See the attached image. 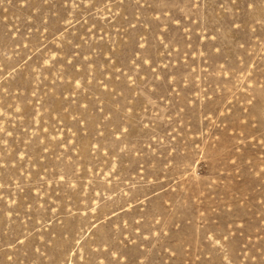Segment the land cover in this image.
Wrapping results in <instances>:
<instances>
[{"label": "rangeland", "instance_id": "obj_1", "mask_svg": "<svg viewBox=\"0 0 264 264\" xmlns=\"http://www.w3.org/2000/svg\"><path fill=\"white\" fill-rule=\"evenodd\" d=\"M133 261L264 264V0H0V264Z\"/></svg>", "mask_w": 264, "mask_h": 264}, {"label": "snow or ice", "instance_id": "obj_2", "mask_svg": "<svg viewBox=\"0 0 264 264\" xmlns=\"http://www.w3.org/2000/svg\"><path fill=\"white\" fill-rule=\"evenodd\" d=\"M251 6V5H250ZM140 48H142L144 50V58L140 61H135V59L133 60L134 63H139L142 67L145 64H148L149 61H151L153 64L156 63L154 57L152 56V54L148 51L147 48L144 47V45H140ZM146 72H152L155 75L154 69L149 66L147 69H145ZM159 78V77H157ZM165 79H167V74H165ZM125 131H127V129H125ZM223 239H227V237H223ZM132 264H136L135 261L132 262Z\"/></svg>", "mask_w": 264, "mask_h": 264}]
</instances>
